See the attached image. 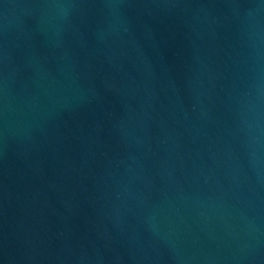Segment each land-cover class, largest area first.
<instances>
[{
    "label": "water",
    "instance_id": "1",
    "mask_svg": "<svg viewBox=\"0 0 264 264\" xmlns=\"http://www.w3.org/2000/svg\"><path fill=\"white\" fill-rule=\"evenodd\" d=\"M0 264H264V0H0Z\"/></svg>",
    "mask_w": 264,
    "mask_h": 264
}]
</instances>
